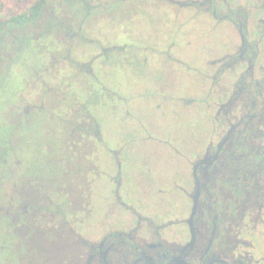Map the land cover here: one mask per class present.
Wrapping results in <instances>:
<instances>
[{"label": "flooded vegetation", "instance_id": "1", "mask_svg": "<svg viewBox=\"0 0 264 264\" xmlns=\"http://www.w3.org/2000/svg\"><path fill=\"white\" fill-rule=\"evenodd\" d=\"M38 2L0 30V264H264V0Z\"/></svg>", "mask_w": 264, "mask_h": 264}, {"label": "rangeland", "instance_id": "2", "mask_svg": "<svg viewBox=\"0 0 264 264\" xmlns=\"http://www.w3.org/2000/svg\"><path fill=\"white\" fill-rule=\"evenodd\" d=\"M36 1L37 0H0V22L7 20L8 18L12 17V15L25 12ZM186 10L189 11V9ZM201 32H202L201 35L203 36L202 38L205 39L207 44L209 43V45L212 47H215L217 45L220 37H218V34H212L210 32L209 26L203 28ZM10 52H12V49L10 50ZM15 52H17L16 54H18L17 60L18 58L24 60V58L28 56L31 57L32 49L27 48L23 51L20 52L15 51ZM8 55H9L8 34L7 33L3 34L0 32V109L1 107H3L2 104L11 97L9 96V93L14 95V91L17 89V86L21 84L20 82L15 80L16 78L14 76H12V74H17L15 72H12L13 69L17 67V65L16 63H13L14 61H9ZM6 82L7 84L5 85ZM138 106L140 108V115L142 116V118H149V117L151 118V111L149 108L144 107L143 102L139 103ZM155 116L157 118L159 115L158 116L155 115ZM44 122L45 120L43 121V123ZM40 138L42 141L43 140L42 135H40ZM45 139L48 140L47 135ZM160 149H162V147L160 144H157V142L146 146H143L142 144L134 146L130 150V157H132L133 161H136L134 168L143 165L144 162L148 164L151 163V164H155L154 167L156 172L158 171L163 175H167L170 172L169 170L175 172L177 170L178 171L183 170V168L187 166L186 165L185 167H182L185 164V162L179 159H176L173 165L171 166L172 157H171V161H169L168 154L164 150H160ZM24 150H25V156L28 158L27 162L29 165H31L32 157H30V155L35 153L34 138L33 141L31 139H27V142L24 145ZM155 150L157 151V153L154 152ZM109 158L104 157L105 159L104 162L106 163V166L108 168V174H112L116 172L117 166L113 162V160ZM158 172L155 174V177H157ZM176 197L178 198V194H176L175 199ZM176 203H178V201Z\"/></svg>", "mask_w": 264, "mask_h": 264}, {"label": "trees", "instance_id": "3", "mask_svg": "<svg viewBox=\"0 0 264 264\" xmlns=\"http://www.w3.org/2000/svg\"><path fill=\"white\" fill-rule=\"evenodd\" d=\"M38 4H39V2L37 0L25 12H22L20 14L12 15V17L10 19L5 20V21H1L0 22V30H2L5 27L6 23L9 22V21H19V20H22L23 18L32 19L35 16H37L38 15V12H39ZM29 12L31 13V16L30 17H27Z\"/></svg>", "mask_w": 264, "mask_h": 264}]
</instances>
